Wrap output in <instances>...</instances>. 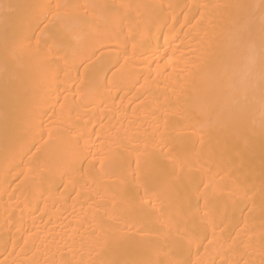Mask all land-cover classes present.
<instances>
[{
  "label": "bare ground",
  "instance_id": "6f19581e",
  "mask_svg": "<svg viewBox=\"0 0 264 264\" xmlns=\"http://www.w3.org/2000/svg\"><path fill=\"white\" fill-rule=\"evenodd\" d=\"M173 259L264 264V0H0V264Z\"/></svg>",
  "mask_w": 264,
  "mask_h": 264
},
{
  "label": "snow or ice",
  "instance_id": "6c2138e0",
  "mask_svg": "<svg viewBox=\"0 0 264 264\" xmlns=\"http://www.w3.org/2000/svg\"><path fill=\"white\" fill-rule=\"evenodd\" d=\"M180 239V234L177 233L176 242L178 243ZM168 264H186L185 261H182L180 259H173L168 262Z\"/></svg>",
  "mask_w": 264,
  "mask_h": 264
}]
</instances>
